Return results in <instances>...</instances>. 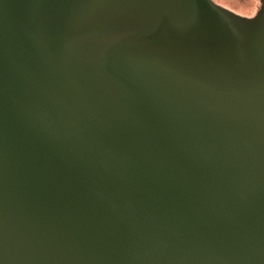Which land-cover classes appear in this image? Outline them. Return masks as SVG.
I'll return each mask as SVG.
<instances>
[{
  "label": "water",
  "instance_id": "water-1",
  "mask_svg": "<svg viewBox=\"0 0 264 264\" xmlns=\"http://www.w3.org/2000/svg\"><path fill=\"white\" fill-rule=\"evenodd\" d=\"M0 0V264H264V0Z\"/></svg>",
  "mask_w": 264,
  "mask_h": 264
},
{
  "label": "rangeland",
  "instance_id": "rangeland-1",
  "mask_svg": "<svg viewBox=\"0 0 264 264\" xmlns=\"http://www.w3.org/2000/svg\"><path fill=\"white\" fill-rule=\"evenodd\" d=\"M217 4L245 17H252L260 3L259 0H214Z\"/></svg>",
  "mask_w": 264,
  "mask_h": 264
},
{
  "label": "flooded vegetation",
  "instance_id": "flooded-vegetation-1",
  "mask_svg": "<svg viewBox=\"0 0 264 264\" xmlns=\"http://www.w3.org/2000/svg\"><path fill=\"white\" fill-rule=\"evenodd\" d=\"M259 8V7H258ZM258 10V9H257ZM245 17V16H244Z\"/></svg>",
  "mask_w": 264,
  "mask_h": 264
},
{
  "label": "trees",
  "instance_id": "trees-1",
  "mask_svg": "<svg viewBox=\"0 0 264 264\" xmlns=\"http://www.w3.org/2000/svg\"><path fill=\"white\" fill-rule=\"evenodd\" d=\"M214 1V0H213ZM215 2V1H214Z\"/></svg>",
  "mask_w": 264,
  "mask_h": 264
}]
</instances>
